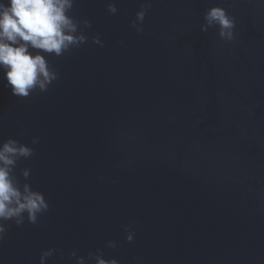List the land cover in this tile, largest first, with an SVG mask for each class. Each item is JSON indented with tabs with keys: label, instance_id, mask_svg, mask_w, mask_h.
<instances>
[{
	"label": "water",
	"instance_id": "1",
	"mask_svg": "<svg viewBox=\"0 0 264 264\" xmlns=\"http://www.w3.org/2000/svg\"><path fill=\"white\" fill-rule=\"evenodd\" d=\"M213 7L230 40L207 26ZM69 15L87 40L40 53L57 74L46 91L14 97L0 70V144L33 149L14 175L49 205L4 222L0 264L48 249L45 264H94L97 249L119 264H264V0H74Z\"/></svg>",
	"mask_w": 264,
	"mask_h": 264
},
{
	"label": "clouds",
	"instance_id": "2",
	"mask_svg": "<svg viewBox=\"0 0 264 264\" xmlns=\"http://www.w3.org/2000/svg\"><path fill=\"white\" fill-rule=\"evenodd\" d=\"M74 0H0V70L6 81L5 88L14 97L27 98L36 89L41 92L57 79L44 55L46 53L62 56L73 46H78L87 40L83 34L76 35L77 22L69 15ZM148 4L141 5V11L136 14L132 27L138 33L143 31L137 27L142 24ZM111 14L117 12L114 4L108 5ZM207 26L219 27L222 39L232 38L234 21L220 7H213L205 15ZM86 27H91L84 21ZM202 31L207 28L202 26ZM93 42L103 46L99 37ZM36 54H33V53ZM33 144L38 143L33 139ZM33 155V149L19 143L15 139H7L0 144V241L6 236L4 222L13 221L17 227L25 221L37 223V218L49 209L42 193L33 191L28 184L21 185L14 175V169L19 160L28 159ZM29 176V170L23 171V177ZM126 241L132 242L135 233L125 229ZM107 248H115L113 241H108ZM57 249H48L40 255V264L53 256ZM75 256V252L71 253ZM60 260L64 259L63 254ZM88 259L94 264H119L115 258L105 259L102 250L89 252ZM76 264H86L83 257L77 258Z\"/></svg>",
	"mask_w": 264,
	"mask_h": 264
}]
</instances>
